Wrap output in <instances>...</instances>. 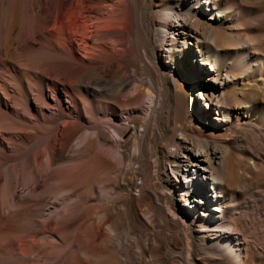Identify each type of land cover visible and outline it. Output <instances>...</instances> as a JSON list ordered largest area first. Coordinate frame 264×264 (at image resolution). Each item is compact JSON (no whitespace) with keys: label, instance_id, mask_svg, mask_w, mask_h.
Wrapping results in <instances>:
<instances>
[{"label":"bare ground","instance_id":"6f19581e","mask_svg":"<svg viewBox=\"0 0 264 264\" xmlns=\"http://www.w3.org/2000/svg\"><path fill=\"white\" fill-rule=\"evenodd\" d=\"M149 10L158 17L150 24ZM114 79L113 112L126 114L112 130L118 141L107 138V105L97 100V88ZM21 111L33 116L28 138ZM79 124L88 127L79 136L85 150L107 143L118 152L113 188L55 182L39 202L51 214L18 250L4 248L5 264H254L261 257L264 0H0V163L17 152L7 141L26 152L27 140L41 147L38 165L44 153L53 164ZM89 194L93 213L81 208ZM2 196L0 222L14 200ZM115 200L127 210L128 231L118 228V237L108 217ZM72 231L83 246L55 257L39 246L48 232Z\"/></svg>","mask_w":264,"mask_h":264},{"label":"rangeland","instance_id":"374dc122","mask_svg":"<svg viewBox=\"0 0 264 264\" xmlns=\"http://www.w3.org/2000/svg\"><path fill=\"white\" fill-rule=\"evenodd\" d=\"M148 5H150L149 1H148ZM164 17L168 18L167 15H164ZM157 18L158 17L153 15L150 12V10L148 11V15H147L148 24H150L153 19H157ZM167 43H170V40H168V37L166 36L161 44L166 45L167 47L168 46ZM160 59L163 62H165V60L168 62V58L166 57L165 52L164 53L162 52V57H160ZM91 86L92 87L95 86L97 88L96 85H91ZM97 89H102L101 90L102 92L100 93L102 95L99 94L97 96L98 98L96 97L97 100H101V101L103 100V102L107 105V110L104 111V117L102 118L104 122V131L106 132L107 138H111L110 135H112L118 141V139L120 140L118 134L112 130H114L116 124L118 125L119 121L120 122L125 121V117H126L125 113L119 114L120 116H118V111H116V113L113 112V107H115L116 105H117L116 109L118 110V80L114 79L112 81H109V83L106 84V86L104 85V87H100ZM103 94L107 98L103 96ZM197 96H199V93ZM146 98L141 100L140 105H143L144 101L147 100ZM125 99H127L126 96L122 97L123 107L126 106V104L124 103L126 101ZM21 112L24 118L20 125L21 127H23L22 128V130L24 131L23 133L26 134L25 138H28V134H30L31 131L32 132L34 131L33 133L36 132V129L35 130L32 129L30 131L29 128H27L28 126H26L28 125L27 119L33 118V116L28 111H21ZM77 127H78L77 128L78 132L70 148H68L63 153L64 158L56 161L53 164L50 163L49 157L46 153H44V155L39 158L41 166L35 162L34 160L35 155L37 154V150L39 151L41 147L34 146L33 145L34 143L28 145L29 142L27 140H24L23 144H25L26 148H28L27 151L25 152V150H17V148L15 147V145L11 143V141H7L8 148L11 150H16L17 154L16 153L13 154L11 159L9 158L6 162H4V164L0 163V184H1L0 196L3 195L5 196L4 198H6V196L11 194L15 198L10 195L14 199L13 200L14 204L12 203V208L10 211H8L7 209L5 210L4 221L0 222V247L1 246L3 247V248L1 247L0 249V264L8 263L7 254L5 255V253L8 251L9 248L11 249L12 247L14 249H17L19 245L18 240L23 236H34V231L36 229L35 227H37L38 224L43 223L46 220L47 215L51 214V209L49 205L45 204L43 208L39 206V202L45 196L49 195L47 190L49 189L50 186L62 180L70 179L76 183L77 182L82 184L85 183V186L89 187V188L87 187L88 189H91V187H93L94 189L97 187L113 188L112 187L113 184L110 181V179H114L115 174L118 171V167H117L118 162L116 163V161H118V156H119L118 152L115 150L108 149L109 144L107 143L104 145L105 147L103 146L102 148L99 149L97 147H93L90 150H85L80 142L79 136L82 135L84 132H86L88 127L86 124H79ZM132 128L133 126H131V129ZM165 132H166L165 128H162V134H163L162 136L165 135ZM155 146L157 147L156 149L158 151V158L162 162L163 161L162 151L166 149L163 146V139L158 140ZM130 147L131 145H129L128 149H132V147L131 148ZM109 162H113L115 164L116 167L113 168V170L112 169L110 170L108 168L107 164ZM41 168L46 169L45 176H41L39 174V170ZM159 180L160 182H162L164 186H167V184L164 182L161 176ZM87 183L88 185H86ZM210 187L211 186H208V189ZM194 191L195 194L201 195L199 191L196 190V188H194ZM95 204L96 201L94 200V196H92V194L91 195L89 194V197L86 198L84 203L81 205V208L87 211L88 213H93L95 209ZM253 205H254L253 202H249L248 204L245 205L244 208L239 210V212L242 213L245 211L247 212V210L250 211L251 206ZM109 212H110L108 216L109 223L115 225L116 236L118 237V228H119V232L124 236L128 231V228L124 225V219L127 215V210L125 212L124 203L118 200L111 202L109 206ZM263 225L264 224H262L260 229L262 228V232L264 233ZM257 227L259 226L256 224V228ZM260 229H258V231ZM83 237H84L83 235H80V237L78 238L75 231H72L70 233H62L59 237L56 236L53 232H48L46 235L40 236L38 239L40 241L39 243L40 248L41 249L44 248L42 250L44 251L46 250L45 252L48 253L47 255L50 254L49 256L55 257V256H59L61 253L71 251L77 246L78 247L83 246L85 244ZM257 241L259 245L262 244V246L264 247V235L261 241L260 239H258ZM258 243H255L253 241L251 242V244L255 246H257ZM8 245H10L11 247ZM88 246L90 248L89 253L91 254L92 251L94 250V246L92 243H88ZM4 248H6L7 250ZM17 250L14 251V253L17 252ZM254 264H264V251H261V257L259 259H256Z\"/></svg>","mask_w":264,"mask_h":264}]
</instances>
